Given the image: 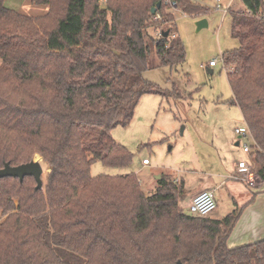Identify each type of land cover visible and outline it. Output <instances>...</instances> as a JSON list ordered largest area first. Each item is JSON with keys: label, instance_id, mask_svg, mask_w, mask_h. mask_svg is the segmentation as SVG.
<instances>
[{"label": "trees", "instance_id": "16d2710c", "mask_svg": "<svg viewBox=\"0 0 264 264\" xmlns=\"http://www.w3.org/2000/svg\"><path fill=\"white\" fill-rule=\"evenodd\" d=\"M30 1L48 14L0 0V167L39 155L50 173L41 190L0 180V264H264V240L228 246L243 207L220 220L188 215L185 182L163 176L147 194L136 174L92 176L97 162L133 163L112 132L131 123L144 95L181 98L144 74L186 61L173 10L208 9L197 13L195 0ZM242 2L231 10L239 47L223 62L264 182V0Z\"/></svg>", "mask_w": 264, "mask_h": 264}, {"label": "rangeland", "instance_id": "374dc122", "mask_svg": "<svg viewBox=\"0 0 264 264\" xmlns=\"http://www.w3.org/2000/svg\"><path fill=\"white\" fill-rule=\"evenodd\" d=\"M195 1L198 3L197 13L203 12L200 6L207 8L208 12L189 15L173 10L176 19L174 34L185 44V63L176 68L152 69L144 74L147 81L163 91L173 93L176 88L181 98L175 94L169 98L159 94L144 95L131 123L112 132L115 141L134 155L133 163L120 169L97 162L92 166V176L114 178L136 174L147 194L158 186L159 176H167L176 184L185 182L187 197L181 205L188 215H191L192 193L210 186L217 202V209L210 217L220 220L234 210L236 202L240 206L247 202L243 189L250 196L257 192L254 190L257 188L231 180L239 162L247 161L248 155L241 146L235 145L238 140L235 131L245 123L240 109L229 103L233 94L223 62L225 53L239 47V41L232 37L231 10H241L245 6L242 0ZM21 3L22 0H6V5L17 11H20ZM100 4L105 5V0ZM31 12L32 8L26 14L31 15ZM201 20H206L208 26L199 30L197 23ZM212 61L217 67L210 66ZM244 144H250V141L245 139ZM34 160H40L43 166L46 185L50 167L39 155ZM144 160L150 165L145 166ZM27 179V186L35 182L33 178ZM231 184L236 185L235 191ZM262 190L264 187L258 191ZM243 242L246 241H235L232 237L228 246L237 248L252 244L241 245Z\"/></svg>", "mask_w": 264, "mask_h": 264}, {"label": "crops", "instance_id": "0c3cea01", "mask_svg": "<svg viewBox=\"0 0 264 264\" xmlns=\"http://www.w3.org/2000/svg\"><path fill=\"white\" fill-rule=\"evenodd\" d=\"M30 8H32V12H31L32 14L28 15L26 13L29 11ZM49 10H50V6H48V5H35L30 0H22L19 12L24 14V15H27V16L38 17V16L47 15ZM215 67H217V66H215ZM237 143H239V146H240L239 140H237L236 144ZM251 154L248 155V160L252 161L255 165L254 160L251 158ZM149 165H147V166H149ZM237 168H238V166H237ZM237 168L231 177L232 181H234L233 180L234 175L237 174ZM235 182H237V181H235ZM239 183H241V182H239ZM262 183H263V185L261 187L254 189V190H257V192H253L251 194L252 196H250V193H248L247 190H245V189L242 190L243 193H245L247 195L246 196V198L248 199L247 202H245L244 204H241V206H240L239 203H237L235 201L237 206L244 208V211L242 213V216H241L239 222L237 223L236 227L234 228L233 232L231 233L229 241L232 237L234 238L235 241L236 240L246 241V242L241 243V245H242L245 243H252L250 241H256L259 239H260L259 241H261V239L264 238V190L258 191L264 187V182H262ZM241 184L245 185V183H241ZM231 186H232V189L235 191L236 185L231 184ZM204 190L212 191L210 189V186H205V188H203L202 191H204ZM202 191L199 190L197 192H193L191 199ZM234 208H235V206H234ZM246 245H250V244H246ZM243 246H245V245H243Z\"/></svg>", "mask_w": 264, "mask_h": 264}, {"label": "built area", "instance_id": "2783aa9c", "mask_svg": "<svg viewBox=\"0 0 264 264\" xmlns=\"http://www.w3.org/2000/svg\"><path fill=\"white\" fill-rule=\"evenodd\" d=\"M221 1V0H216ZM211 67L217 66L215 61L210 63ZM237 139L240 142V146L243 148V152L247 155L252 153L253 138L250 130L247 126L236 129L235 131ZM248 139L250 144L242 145V141ZM145 166L149 165L148 160H144ZM255 165L252 161H240L237 168V174L233 179L237 182L245 183L249 187L258 188L263 185L259 177L254 172ZM140 182V180H139ZM217 209V202L215 193L213 191H203L197 194L191 201L189 212L191 215L207 218Z\"/></svg>", "mask_w": 264, "mask_h": 264}, {"label": "water", "instance_id": "95a60500", "mask_svg": "<svg viewBox=\"0 0 264 264\" xmlns=\"http://www.w3.org/2000/svg\"><path fill=\"white\" fill-rule=\"evenodd\" d=\"M161 4L159 3L157 8H159ZM157 8L152 9V14L156 13ZM198 29H202L208 26V22L206 20H201L197 23ZM168 33H166L167 36ZM239 146V143L236 144ZM44 169L39 160H33L29 163L22 164L19 166H12L10 163H5L4 166L0 167V180L6 178H15L19 179L21 183L25 181L27 178H33L36 183V190H41L44 187ZM161 179V177H158ZM178 264H181L179 262Z\"/></svg>", "mask_w": 264, "mask_h": 264}]
</instances>
